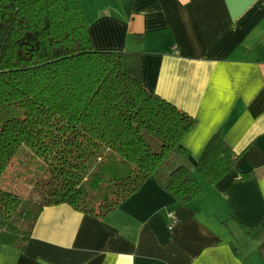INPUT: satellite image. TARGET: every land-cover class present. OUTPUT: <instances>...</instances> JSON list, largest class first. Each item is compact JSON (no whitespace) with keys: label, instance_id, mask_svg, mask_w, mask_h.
I'll return each instance as SVG.
<instances>
[{"label":"crops","instance_id":"crops-1","mask_svg":"<svg viewBox=\"0 0 264 264\" xmlns=\"http://www.w3.org/2000/svg\"><path fill=\"white\" fill-rule=\"evenodd\" d=\"M80 2L95 46L122 50L129 74L196 118L191 155L220 135L237 161L211 184L173 151L105 217L45 207L0 264H264V0ZM180 165L202 185L189 203L167 188Z\"/></svg>","mask_w":264,"mask_h":264},{"label":"trees","instance_id":"trees-1","mask_svg":"<svg viewBox=\"0 0 264 264\" xmlns=\"http://www.w3.org/2000/svg\"><path fill=\"white\" fill-rule=\"evenodd\" d=\"M196 122L129 74L122 50L94 45L80 0H0V245L23 247L50 205L105 217L173 151L216 183L238 155L216 135L195 159L183 140ZM25 153L41 177L20 194L2 178ZM167 188L189 203L202 185L180 165Z\"/></svg>","mask_w":264,"mask_h":264},{"label":"rangeland","instance_id":"rangeland-1","mask_svg":"<svg viewBox=\"0 0 264 264\" xmlns=\"http://www.w3.org/2000/svg\"><path fill=\"white\" fill-rule=\"evenodd\" d=\"M24 159L26 161V164L24 165L20 164L22 160L17 161V163L14 162L10 164L2 178L6 187L17 193L19 192L20 194L31 190V182L33 178L35 179V182H37L41 177L40 163H37L32 156H28L26 153ZM169 159H172V156L167 157L166 160H164L165 162L163 161L160 166L164 167V165L171 161ZM161 167L158 168L161 169Z\"/></svg>","mask_w":264,"mask_h":264},{"label":"built area","instance_id":"built-area-1","mask_svg":"<svg viewBox=\"0 0 264 264\" xmlns=\"http://www.w3.org/2000/svg\"><path fill=\"white\" fill-rule=\"evenodd\" d=\"M169 215H170V217L173 219L172 224L170 225V227H173L174 224L177 222V219H176L175 213H174L173 211L170 212Z\"/></svg>","mask_w":264,"mask_h":264}]
</instances>
